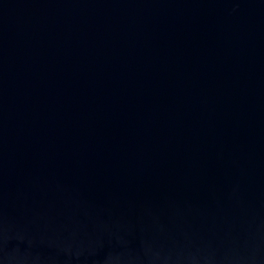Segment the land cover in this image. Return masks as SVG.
Listing matches in <instances>:
<instances>
[{
  "label": "water",
  "instance_id": "95a60500",
  "mask_svg": "<svg viewBox=\"0 0 264 264\" xmlns=\"http://www.w3.org/2000/svg\"><path fill=\"white\" fill-rule=\"evenodd\" d=\"M0 264H264V0H0Z\"/></svg>",
  "mask_w": 264,
  "mask_h": 264
}]
</instances>
